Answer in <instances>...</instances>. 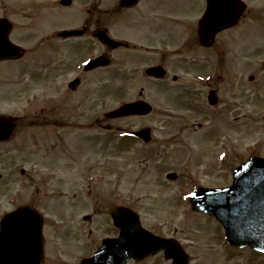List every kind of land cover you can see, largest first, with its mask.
<instances>
[{
  "label": "rangeland",
  "instance_id": "374dc122",
  "mask_svg": "<svg viewBox=\"0 0 264 264\" xmlns=\"http://www.w3.org/2000/svg\"><path fill=\"white\" fill-rule=\"evenodd\" d=\"M10 2L15 12L20 2ZM12 20L16 26L13 40L29 48L28 59L38 58L37 52L42 49H35L37 34L23 31L28 20L18 16ZM243 39L240 32L234 34L235 53L241 51L237 48L238 44L243 46ZM263 40L254 35L251 44L260 45ZM35 66L30 63V72L22 73V85L18 72H13L17 67L11 69L16 77L11 79L9 97L0 94V111L16 118L22 116V125L12 142L0 145V220L24 204L38 208L46 224L45 264H80L83 257L96 250L105 228L111 232L104 221L101 225L83 221V215L90 212L86 206L97 201V193L100 205L133 206L147 229L177 239L190 255L191 264H264V255L230 247L221 225L194 211L188 199L195 184H231V173L251 150L248 145L260 144L258 152L264 154V123L249 121V131L243 128L245 106L241 95L234 93L238 97L234 99L232 117L239 116L240 121L231 125L233 128L213 120V110L205 104V90L197 87L185 104L171 90L150 91L146 100L156 111L147 118L107 121L96 129H79L76 125L54 129L40 126L35 117L42 108L51 111L53 107L51 91L42 90L49 89L50 84L36 80ZM234 84L224 89L227 99ZM107 86L105 112L118 108L123 100L136 98L134 90L120 94L115 82L108 81ZM259 103L264 105V97ZM118 127L127 131L150 127L153 141L149 146L133 139L125 142ZM215 131L224 137L215 139ZM169 172H176L179 179L167 180ZM90 178L96 184L89 186ZM89 187L96 188L92 195L78 196L79 202L73 200V194H86ZM130 264L171 261L156 256Z\"/></svg>",
  "mask_w": 264,
  "mask_h": 264
},
{
  "label": "flooded vegetation",
  "instance_id": "af4514ba",
  "mask_svg": "<svg viewBox=\"0 0 264 264\" xmlns=\"http://www.w3.org/2000/svg\"><path fill=\"white\" fill-rule=\"evenodd\" d=\"M16 1L20 3L12 12L10 0H0V32L4 35L9 29L8 38L12 40L16 30L12 17L18 16L28 20L23 31L38 36L35 49H42L39 54L46 57V67L44 72L38 73L37 69L35 78L50 84L54 97L51 111L42 108L36 114L45 120L40 122L43 125L55 129L105 124L103 109L108 76L119 83L123 93L134 90L133 95L144 99L150 91L159 88L177 94L180 103H188L197 87L205 90L207 101L214 92L215 104L210 106L213 120L230 127L240 120L232 117L234 99L238 97L234 93H237L245 106L242 117L246 131L250 129L249 121L264 123V105L259 103L264 97V40L260 45L251 44L254 35L264 39V0H240L242 3L235 4V9L232 0ZM225 1L230 3L227 10L233 9L238 18L233 26L220 28L218 19L207 21L206 17L210 11L212 16L218 15ZM259 2L262 3L256 5ZM237 32L244 39L243 46L238 44L241 51L235 53ZM29 52L26 49L24 57L18 60L0 61L3 97H9L11 63H19L21 77L22 61H31L27 59ZM91 63L96 66L86 70ZM41 66L38 62L37 67ZM154 66L164 69L163 79L146 75V70ZM231 82L237 84L232 85L233 93L227 99L224 89ZM4 114L0 111V115ZM258 148L254 145L248 155L264 156ZM95 190L89 187L88 193L91 195ZM108 212L106 205L96 203L85 222L106 224L107 220L95 217L106 216ZM117 235L118 230L111 228L103 237Z\"/></svg>",
  "mask_w": 264,
  "mask_h": 264
},
{
  "label": "water",
  "instance_id": "95a60500",
  "mask_svg": "<svg viewBox=\"0 0 264 264\" xmlns=\"http://www.w3.org/2000/svg\"><path fill=\"white\" fill-rule=\"evenodd\" d=\"M227 14H219L221 22L234 17ZM0 51L6 58L20 55L19 48L8 42L5 47L0 46ZM149 73L160 75L161 71L153 69ZM151 111L150 105L140 102L125 105L110 116L144 115ZM13 128L12 122L0 119V140L8 139ZM139 136L150 140L149 130ZM169 177L176 178L174 174ZM191 202L195 210L217 217L225 227L231 245L264 252V159H251L237 168L231 187L198 189L191 196ZM123 213L117 211L113 216L116 225L122 229L117 242L105 244L93 258L85 259L82 264H126L131 258L142 260L162 250L167 259H173V264H189V257L175 241L151 235L141 228L135 215ZM42 228V216L31 207H21L5 215L0 223V264H41L44 258Z\"/></svg>",
  "mask_w": 264,
  "mask_h": 264
}]
</instances>
